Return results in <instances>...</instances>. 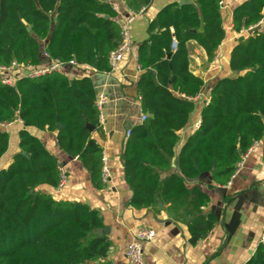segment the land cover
I'll list each match as a JSON object with an SVG mask.
<instances>
[{
	"label": "trees",
	"instance_id": "16d2710c",
	"mask_svg": "<svg viewBox=\"0 0 264 264\" xmlns=\"http://www.w3.org/2000/svg\"><path fill=\"white\" fill-rule=\"evenodd\" d=\"M182 1L158 12L149 23L148 39L138 48L142 73L137 91L147 120L131 130L121 158L133 193L130 206L156 209L158 203H169L182 208L180 219L188 223L194 245L212 230L214 216L202 214L209 196L186 182L209 174L210 187L227 185L236 163L264 138V29L238 37L228 62L229 70L238 74L211 88L207 105L200 109V125L179 150L178 171L172 172L176 133L195 109L189 99L204 86L192 73L187 44L194 41L212 62L226 37L224 0ZM115 17L106 0H0V65H40V43L47 40L50 58L110 72L108 53L119 43ZM262 20L264 0H247L233 10V31L248 30ZM94 100L88 77L69 81L53 73L20 79L12 87L0 83V124L23 123L19 151L0 170V264H89L106 257L111 242L96 233L103 228L97 211L37 190L57 187L58 161L26 130L55 133L58 148L77 157L93 186L101 189L102 150L88 130L99 125ZM9 143L10 134L0 130V159ZM247 264H264V249L259 246Z\"/></svg>",
	"mask_w": 264,
	"mask_h": 264
},
{
	"label": "crops",
	"instance_id": "0c3cea01",
	"mask_svg": "<svg viewBox=\"0 0 264 264\" xmlns=\"http://www.w3.org/2000/svg\"><path fill=\"white\" fill-rule=\"evenodd\" d=\"M180 1L182 0H150L148 4H142L141 0H128V4L125 0H106L116 11V22L133 17L130 22L133 42L131 52L114 72L101 73L86 65L79 68L66 67L60 72L69 81L90 78L95 97L99 94L106 97L101 112L103 122L97 127L93 126L90 133L109 160V184L102 183V188L96 189L77 157H71L58 148L55 133L26 128L56 157L68 176L67 187L62 191L46 185L39 186L37 190L57 201L87 205L97 211L103 220L101 236L106 235L111 247L104 259L89 264H126L125 247L141 228H150L155 232L154 240L143 245L147 264H247L259 247L261 226L264 224V138L249 153L243 167L231 177L227 185L210 187L213 183L209 174L186 182L188 188L198 187L209 196L207 207L201 210L202 214L214 216L212 230L196 244L189 243L188 223L180 219V215H183L182 208L177 209L169 203H158L156 209L135 210L130 206L133 193L126 183L121 156L127 140L126 132L142 124L139 117L142 112L141 99L137 91V82L142 72L137 62V51L148 39L149 23L158 12L165 6ZM245 1L247 0L223 1L221 16L226 18L227 27L230 26L233 36L230 40L225 37L212 62H208L205 51L194 41L187 44L192 73L203 80L204 86L197 97L189 99L194 102L195 113L190 114L187 126L176 133L178 141L174 150L175 160H171L172 172L178 171L175 162L179 150L200 125L202 100L208 99L211 88L218 80L235 78L238 74L228 68L230 51L242 35L241 32L233 31L232 13ZM222 24L224 28L223 20ZM46 46L47 40L41 41L40 53L44 61ZM9 127H13L16 137L11 156L0 159V166L5 165L2 169L7 168L13 155L19 151L16 144L18 146V132L23 124L14 122ZM7 128L4 130L9 133ZM10 145L9 143V148ZM165 176V173L161 174V178Z\"/></svg>",
	"mask_w": 264,
	"mask_h": 264
},
{
	"label": "built area",
	"instance_id": "2783aa9c",
	"mask_svg": "<svg viewBox=\"0 0 264 264\" xmlns=\"http://www.w3.org/2000/svg\"><path fill=\"white\" fill-rule=\"evenodd\" d=\"M113 1H122V0H113ZM114 10V9H113ZM115 11V10H114ZM116 12V11H115ZM133 17L128 19L121 20L116 22L119 28V43L118 46L111 50L108 53V64L110 72H114L119 64L124 60L133 47L132 36L130 32V22ZM263 29L264 22L260 21L256 26L252 28ZM248 29V30H249ZM248 30H242L241 33H247ZM172 51H176L177 43L175 41L171 44ZM45 61L38 66H26L22 63L12 61L9 65L3 66L0 65V83L5 86H14L16 82L20 79H37L42 76L51 75L53 73H60L66 67L79 68L82 65H79L74 60L67 62L61 61L59 59H52L48 54L44 53ZM106 103V97L102 94H99L95 97L94 107L99 113V123L100 125L103 122V117L101 115L104 104ZM208 99H203L202 104L207 105ZM140 122L144 123L147 120V115L143 112L140 113ZM20 124H23L22 121L16 120ZM14 123V122H13ZM13 123L9 124H0V130L5 129L11 126ZM131 130L126 132V137H130ZM258 145V142L253 143V145L248 149V151L242 156L241 160L235 165V173L243 167L246 158L249 153ZM58 185L56 189L62 191L67 187L68 176L66 170L58 164ZM233 174V175H234ZM232 175V176H233ZM100 178L103 184H109L111 179L109 160L104 153L101 154V168H100ZM155 238V232L150 228H141L139 229L132 240L126 245L124 250V257L126 264H147L143 255V245L145 243H150ZM259 246L264 249V224L261 226L260 236H259Z\"/></svg>",
	"mask_w": 264,
	"mask_h": 264
},
{
	"label": "rangeland",
	"instance_id": "374dc122",
	"mask_svg": "<svg viewBox=\"0 0 264 264\" xmlns=\"http://www.w3.org/2000/svg\"><path fill=\"white\" fill-rule=\"evenodd\" d=\"M222 17H223L222 20H223V23H224V28H225V31H226V37H227L226 39H227V40H230V38H232L233 34H232V32H231L230 26L227 27L226 18H224V16H222ZM231 34H232V35H231ZM229 35H230V36H229ZM236 41H237V40H236ZM14 128H15V127H14ZM6 130H8L9 133L11 134V136H12V140L10 141V144H11V145H10V148H9V150L7 151V153H6L4 156H11V154H12L11 152L13 151V148H14V145H13V144H14V141H15L14 138L16 137V136H15L16 134L13 133V127H9V128H7ZM16 147H18L17 144H16ZM4 156H3V157H4ZM3 157H2V158H3ZM2 158H1V159H2ZM4 166H5V165H4ZM4 166H3V165L0 166V170H1Z\"/></svg>",
	"mask_w": 264,
	"mask_h": 264
},
{
	"label": "water",
	"instance_id": "95a60500",
	"mask_svg": "<svg viewBox=\"0 0 264 264\" xmlns=\"http://www.w3.org/2000/svg\"><path fill=\"white\" fill-rule=\"evenodd\" d=\"M179 5H183L184 4V2L183 1H180L179 3H178ZM263 29H264V27H263ZM259 30V28H252V29H249L248 31H247V34L248 35H251V34H253L254 32H256V31H258ZM195 113V109L193 110V112H192V114L191 115H193ZM58 126H60V125H58ZM94 129V127L93 126H88V130H89V132H91L92 130ZM177 146V143L175 144V147ZM175 150V149H174ZM174 160H175V156H174V158L172 159V162H174ZM172 166L173 167H175V165L174 164H172ZM99 236H101V229H98L97 230V232H96Z\"/></svg>",
	"mask_w": 264,
	"mask_h": 264
}]
</instances>
